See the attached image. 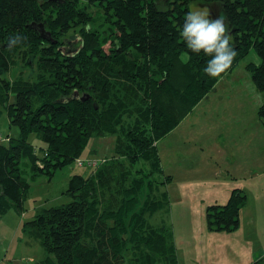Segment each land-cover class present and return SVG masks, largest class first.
Segmentation results:
<instances>
[{
  "label": "trees",
  "instance_id": "trees-1",
  "mask_svg": "<svg viewBox=\"0 0 264 264\" xmlns=\"http://www.w3.org/2000/svg\"><path fill=\"white\" fill-rule=\"evenodd\" d=\"M191 3L221 8L237 52L217 78L204 72L210 57L191 52L180 35ZM252 50L261 63L248 69L264 91V0H0V103L19 131L0 135L10 139L0 142V221L24 212L31 184L23 159L52 176L91 139L112 136L113 156L71 178L69 203L24 223L22 233L45 253L36 264H178L170 229L149 221L169 208L161 188L173 180L162 175L158 142ZM17 65L22 71L5 77ZM260 112L264 122V106ZM246 203L233 189L226 204L207 208V229L235 231Z\"/></svg>",
  "mask_w": 264,
  "mask_h": 264
},
{
  "label": "rangeland",
  "instance_id": "rangeland-1",
  "mask_svg": "<svg viewBox=\"0 0 264 264\" xmlns=\"http://www.w3.org/2000/svg\"><path fill=\"white\" fill-rule=\"evenodd\" d=\"M85 6L94 16L101 17L98 6L88 3ZM189 8L208 11L213 19L222 17L218 5L191 3ZM250 63H261L254 50L223 75L214 90L158 142L162 175H172L173 180L161 188L170 197L169 208L157 212L149 221L153 226L163 224L170 229L168 234L178 264H251L257 259L264 264V122L260 112L264 91L255 85L248 69ZM21 71L22 67L17 65L5 77L14 79L15 73ZM18 134L7 109L0 103V135ZM30 140L45 146L35 136ZM115 143L112 136L93 138L82 158H110ZM225 165L233 172L217 174ZM21 169L31 186L24 212L13 209L0 221V264L40 262L44 250L22 233L24 223L34 219L41 209L69 203L72 199L66 192L71 178L77 174L89 176L92 172L90 167H80L76 161L56 170L52 176L33 171L28 159H23ZM209 179L214 183L203 184ZM235 188L247 195L239 228L233 232L209 231L208 205L216 203L214 197L222 195L221 191L231 192ZM186 191H190L189 195ZM229 195L224 194L219 200L226 204Z\"/></svg>",
  "mask_w": 264,
  "mask_h": 264
},
{
  "label": "clouds",
  "instance_id": "clouds-1",
  "mask_svg": "<svg viewBox=\"0 0 264 264\" xmlns=\"http://www.w3.org/2000/svg\"><path fill=\"white\" fill-rule=\"evenodd\" d=\"M227 26L222 17L210 18L208 11L190 10L185 17L181 37L187 48L193 53L203 52L210 57L204 72L213 78L221 76L232 65L237 52L230 43ZM22 37L16 36L9 40V47L18 44ZM180 59L187 62L188 56L182 54Z\"/></svg>",
  "mask_w": 264,
  "mask_h": 264
},
{
  "label": "crops",
  "instance_id": "crops-1",
  "mask_svg": "<svg viewBox=\"0 0 264 264\" xmlns=\"http://www.w3.org/2000/svg\"><path fill=\"white\" fill-rule=\"evenodd\" d=\"M223 152H221V156L223 157ZM223 160H224V158H223ZM224 163H228V161L227 160H225L224 161ZM223 171H228L229 173H232L233 171H231V168H229V165H225V167H222L221 168V171H219V172H217V174H223ZM172 176V175H171ZM201 179H204V178H200L199 180H201ZM227 179V178H226ZM203 182V184H205L206 186H207V184H212V183H214V180H211V179H209V180H204V181H202ZM205 188V187H204ZM203 188V189H204ZM208 188V187H207ZM236 189V188H235ZM232 191H233V189L231 190V192L230 191H221L222 193V195H220V196H215L214 197V200H216L215 202L217 203V204H222V205H224L220 200H222L223 199V197H224V194L225 195H228V194H230L231 195V193H232ZM189 193H190V191H186L185 192V194L186 195H189ZM230 195H229V198H230ZM229 198L226 200V202H228V200H229ZM220 199V200H219ZM210 204V203H209ZM208 206H210V205H208ZM18 227H21L20 225H17ZM256 261H258V259L256 260Z\"/></svg>",
  "mask_w": 264,
  "mask_h": 264
},
{
  "label": "built area",
  "instance_id": "built-area-1",
  "mask_svg": "<svg viewBox=\"0 0 264 264\" xmlns=\"http://www.w3.org/2000/svg\"><path fill=\"white\" fill-rule=\"evenodd\" d=\"M8 140V138L6 140H4L3 138H0V142H6ZM106 161V158H102V157H91V158H85L83 159L78 158L76 160L77 165H79L80 167H85L88 166L90 168H95L98 167L100 164L104 163Z\"/></svg>",
  "mask_w": 264,
  "mask_h": 264
},
{
  "label": "water",
  "instance_id": "water-1",
  "mask_svg": "<svg viewBox=\"0 0 264 264\" xmlns=\"http://www.w3.org/2000/svg\"><path fill=\"white\" fill-rule=\"evenodd\" d=\"M38 27L40 28V32H41L42 37H43L45 40H49V41H50V40H51L50 34H49L48 32L45 31L44 26H43V25H40V26H38ZM78 96H79L78 93L74 95V97H78ZM81 98H82V100H86V99H87V97H86L85 95L82 96Z\"/></svg>",
  "mask_w": 264,
  "mask_h": 264
}]
</instances>
